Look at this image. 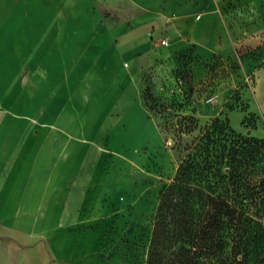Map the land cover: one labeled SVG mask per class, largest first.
I'll return each instance as SVG.
<instances>
[{
	"label": "crops",
	"instance_id": "1",
	"mask_svg": "<svg viewBox=\"0 0 264 264\" xmlns=\"http://www.w3.org/2000/svg\"><path fill=\"white\" fill-rule=\"evenodd\" d=\"M263 43V0H0V264H43L11 250L45 233L46 261L75 258L61 232L107 189V139L139 149L157 132L139 80L157 49L207 60Z\"/></svg>",
	"mask_w": 264,
	"mask_h": 264
},
{
	"label": "rangeland",
	"instance_id": "2",
	"mask_svg": "<svg viewBox=\"0 0 264 264\" xmlns=\"http://www.w3.org/2000/svg\"><path fill=\"white\" fill-rule=\"evenodd\" d=\"M249 13L251 25L260 27L262 11L254 6ZM156 52L139 80L146 108L148 94L157 105H167L150 113L157 132L139 149L122 143L123 148L114 150L107 139L103 162L107 189L71 214L70 228L61 233L72 243L75 258L59 264H147L161 192L174 178L186 155L184 148L216 118H228L240 135L264 140V46L222 49L207 60L189 54L173 59L166 49ZM189 116L198 126L187 135L181 132L186 131L181 123ZM47 241L50 233L16 238L11 252L23 259L43 254V264H56L46 261Z\"/></svg>",
	"mask_w": 264,
	"mask_h": 264
},
{
	"label": "trees",
	"instance_id": "3",
	"mask_svg": "<svg viewBox=\"0 0 264 264\" xmlns=\"http://www.w3.org/2000/svg\"><path fill=\"white\" fill-rule=\"evenodd\" d=\"M145 102L150 113L167 109L151 94ZM184 120L190 135L198 121ZM184 149L161 192L147 264H264V140L216 118Z\"/></svg>",
	"mask_w": 264,
	"mask_h": 264
},
{
	"label": "built area",
	"instance_id": "4",
	"mask_svg": "<svg viewBox=\"0 0 264 264\" xmlns=\"http://www.w3.org/2000/svg\"><path fill=\"white\" fill-rule=\"evenodd\" d=\"M162 43H163V44H167V40H166V39L163 40ZM211 101H212V99H211Z\"/></svg>",
	"mask_w": 264,
	"mask_h": 264
}]
</instances>
